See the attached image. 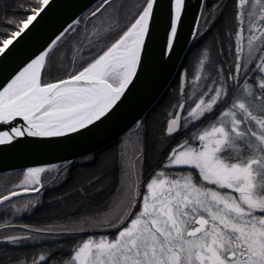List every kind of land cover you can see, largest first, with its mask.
<instances>
[{
    "label": "snow or ice",
    "instance_id": "1",
    "mask_svg": "<svg viewBox=\"0 0 264 264\" xmlns=\"http://www.w3.org/2000/svg\"><path fill=\"white\" fill-rule=\"evenodd\" d=\"M188 8L0 0V152L96 136L176 67L114 143L19 171L0 193V264H264V0H196L181 59Z\"/></svg>",
    "mask_w": 264,
    "mask_h": 264
},
{
    "label": "water",
    "instance_id": "2",
    "mask_svg": "<svg viewBox=\"0 0 264 264\" xmlns=\"http://www.w3.org/2000/svg\"><path fill=\"white\" fill-rule=\"evenodd\" d=\"M97 2L98 0H76L77 5L80 7L85 5L93 6ZM195 4L196 0H189L188 15L183 24L181 45L177 49V53L181 59L184 58L189 47L184 44L183 37L188 31L191 17L195 11ZM63 16L64 9L57 7L53 16L48 21H42L38 25L39 31L31 40L26 41L27 46L31 47L38 42ZM179 62L177 61V65ZM175 72L176 67L169 65L165 71L158 73L152 81L134 88L131 94L124 100L118 112L96 136L76 137L72 140L59 143L32 145L23 150L4 149L3 152H0V174L20 171L26 166H41L49 163L62 164L65 158L77 160V154L87 148L99 149L103 148L105 144L114 143L117 136L131 123L134 117L148 114L168 89L175 76Z\"/></svg>",
    "mask_w": 264,
    "mask_h": 264
},
{
    "label": "trees",
    "instance_id": "3",
    "mask_svg": "<svg viewBox=\"0 0 264 264\" xmlns=\"http://www.w3.org/2000/svg\"><path fill=\"white\" fill-rule=\"evenodd\" d=\"M122 2L123 3H127V4H131L132 0H122ZM121 19L123 20V15H122ZM186 54H189L188 50H187ZM186 54H185V56H186ZM172 83H174V79L172 80L171 84ZM166 91H165V93L163 95L166 94ZM159 103H160V99L153 106V108L148 112L147 115H150L153 111H155L158 108ZM58 165H60V164H58ZM18 173H19V171H12V172H8V173L0 174V193L5 192L7 188H10L12 186L13 182H16V183L19 182ZM49 175L50 174H48V173L44 174V178L47 179L49 177ZM51 195H52V193H50V192L46 193L45 197H44L45 200L49 199L51 197ZM34 196H26V197H22L20 199H30V198H34ZM42 217H43V213L42 212H36L35 215H32V216H28L27 214H22V218L17 220L16 222L17 223H34L38 219H41Z\"/></svg>",
    "mask_w": 264,
    "mask_h": 264
}]
</instances>
